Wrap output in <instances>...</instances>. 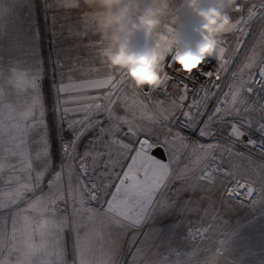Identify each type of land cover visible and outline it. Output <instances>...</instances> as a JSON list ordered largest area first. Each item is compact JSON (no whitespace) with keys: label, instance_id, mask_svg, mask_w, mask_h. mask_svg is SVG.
<instances>
[{"label":"snow or ice","instance_id":"snow-or-ice-1","mask_svg":"<svg viewBox=\"0 0 264 264\" xmlns=\"http://www.w3.org/2000/svg\"><path fill=\"white\" fill-rule=\"evenodd\" d=\"M60 6L79 7L72 0H60ZM25 7L28 16L21 18L19 11ZM32 7L33 0H0V40L8 37L9 51L21 53L5 61L0 47V264H68L64 234L69 230L73 233L72 264H117L120 236L142 223L156 198L175 180L191 179L196 186L205 187L229 180L236 188H243L248 197L255 194L252 185L258 183L264 198V164L258 166L261 174L256 175L235 165L224 169L215 163L216 154L225 152L241 160L250 159L233 151L237 146L259 150L264 158V119L246 118L256 111L264 113L259 97L249 100L257 89L264 91V44L257 53L256 46H249L243 39L245 28L254 19L264 25V0H238L231 10L236 15L231 16V24L221 34H238L240 39L228 49L220 41L208 55L220 60L221 72L231 59L228 52L242 56L227 92L220 91V85L212 79L199 82L201 76L212 77L202 66L208 57L177 58L171 47L167 67L178 63L182 72L191 76L174 77L164 71V61L152 89L134 87L126 73L112 68L105 59L99 61L103 71L95 67L70 69L73 75L67 82L62 78L55 88L54 107L61 113V126L66 118L73 134L68 141L61 139L64 159L59 170L53 165L54 145L44 119L41 66L26 59L32 53ZM77 16L87 30L84 13L77 12ZM260 38L264 41V30ZM98 51L103 57L100 48ZM58 67L64 66L58 63ZM161 91L164 99L153 102V94ZM220 95L223 100H219ZM212 97L217 103L208 112ZM229 116L236 119L228 124L226 146H205L190 140L193 132L215 140L222 132L216 126ZM254 124L258 125V140L248 132ZM156 125L166 126L163 140L158 135L152 138ZM93 131L91 147L79 157L80 163L67 164L81 138ZM176 145L185 150L191 146L195 156L191 167H173L178 161ZM160 148L167 154V161L156 157L154 150ZM236 188L226 192L234 195ZM5 212L8 215H3ZM113 230L118 233L115 238ZM135 243V239L130 240V247ZM141 251L137 249V255ZM185 264L199 262L189 259ZM204 264H216L215 258Z\"/></svg>","mask_w":264,"mask_h":264},{"label":"rangeland","instance_id":"rangeland-1","mask_svg":"<svg viewBox=\"0 0 264 264\" xmlns=\"http://www.w3.org/2000/svg\"><path fill=\"white\" fill-rule=\"evenodd\" d=\"M148 2L149 0H142V7L147 6ZM177 3L178 0L171 5L172 9H176ZM74 4H77V0H75ZM203 6H208L207 0H205ZM86 7V5L80 4L78 12L84 13L88 28L91 26L93 28H89L90 36L84 33V38L83 36L80 38L79 34L75 38L68 36V33L74 28L85 29V25L81 20L77 18L75 26L68 28L66 32L64 28L70 25L72 18L78 17L77 8L61 7L60 0H33L31 15L32 53L26 59H28L29 63L38 62L41 66L39 84L45 98L44 119L49 126V138L54 145L53 165L56 170H59L60 164L64 159L61 151V139L70 140L73 134L67 128L66 118L63 126H61V113L54 107L55 88L59 85L62 78L67 82L68 76L73 75L70 69L88 70L95 67V64V68H97V65L101 68L99 62L94 65L91 62L92 60L96 62L102 59L106 60L105 54L108 50V43L101 38V33L105 29L100 22L98 13H95L94 22L91 23L90 18H88L90 17L88 16L90 12L85 11ZM19 15L21 18H26L28 9L26 7L21 9ZM230 15L235 16L236 14L230 13ZM180 20L184 25L185 34L195 42L196 36L193 28L196 26V21L194 16L184 10L180 14ZM262 30H264V25L257 18L252 28L243 37L249 46H256L257 53L261 51V44H264V41H261L260 38ZM237 39H240L238 34L235 36L231 33L220 34L218 43L223 41V46L228 49L235 46ZM55 41L57 45L64 43L62 47L57 46L55 51H53ZM83 41L85 43H96L93 46H82L81 43ZM72 42L74 45L78 43L80 46L72 49L70 45ZM144 44L143 35L138 33L133 38L131 46L134 50L140 51L143 49ZM0 47L4 49L5 61L10 57L21 55L18 51H9L10 40L8 37L0 40ZM99 48L103 57L99 54ZM93 49L95 56H91L88 60L85 57L83 59L78 58L79 51L86 53ZM227 55L231 59L222 72L219 67L221 63L219 59L206 56V58L208 57L207 63L202 65L212 73V77L216 74L218 78L220 77L223 86L220 91L224 90V92L228 91L227 85L233 82L232 75L228 78V74L237 72L242 60V56L236 53L228 52ZM58 63L64 67L61 69L58 67ZM80 74V72L75 73V75ZM212 77L201 76L200 78L206 81ZM122 95L123 93H121ZM221 96L223 97V95ZM262 96L264 97V94H253L249 96V100L253 102L257 97L260 98ZM216 103V97L210 98L207 111L211 112ZM120 114H123L122 109ZM246 118L261 121L264 119V113L256 111ZM235 119V117L229 116L226 117L225 123L217 125L216 127L220 128L222 132L216 138L227 140L228 124ZM145 124H147L146 121ZM257 126L254 124L248 129V132L253 139L258 140L260 133L256 131ZM165 131L163 126L156 125L152 138L155 139V136L158 135L163 140ZM194 133L199 136L198 132ZM94 137V131L82 137L76 147V151L71 153L72 158L68 159L66 163L78 165L80 163L79 157L91 147L90 141ZM245 137L246 142L248 136L246 135ZM143 138L141 136V139ZM125 139L127 140L128 138L125 137ZM199 139L196 141L199 144H203L202 140H212L200 136ZM203 145L206 146L207 144ZM160 149L164 154V159L155 154L156 157L167 161V154L163 148ZM161 151L159 152L161 153ZM250 152L253 157L244 160L230 156L227 152L222 155L217 153L216 155L223 160L225 169L235 165L242 171L250 170L256 175H260L258 166L264 164V158L261 157L259 150ZM174 154L178 157V161L173 164V167L180 170L185 167H191L192 161L195 160L191 146L185 150L176 145ZM242 182L245 183L244 181ZM232 185L234 183L229 180L217 181L214 186L209 185L207 187L196 186L191 179L173 181L156 198V203L152 205V210L143 218L142 223L126 230L120 236L121 248L119 254L115 257L117 264H133L134 257L136 258V264H185L189 259L198 261L199 264H204L205 261L212 260V258H215L216 264H264V198H262V193L259 190V184L252 185L256 188V192L248 203L243 201L246 198L245 194L239 198H230L228 196L229 192H226V189H230ZM45 190H47L46 184ZM92 206L97 207L95 204ZM71 207V202H69V212H71ZM3 215H8V213L5 212ZM133 233L135 236H133ZM117 234L116 230H113L112 238H115ZM104 235L108 236L107 228L104 229ZM64 238L66 258L68 264H72L73 233L70 230L66 231ZM132 239H135L136 243L130 247L129 241ZM137 249H142L139 255H137ZM5 256H7L6 251ZM12 259L14 260L15 257Z\"/></svg>","mask_w":264,"mask_h":264},{"label":"clouds","instance_id":"clouds-1","mask_svg":"<svg viewBox=\"0 0 264 264\" xmlns=\"http://www.w3.org/2000/svg\"><path fill=\"white\" fill-rule=\"evenodd\" d=\"M149 0L142 7V0H77L98 13L105 31L101 38L108 43L106 60L127 74L129 82L139 89H152L159 81V72L167 59L168 49L174 56L198 59L211 54L219 35L231 24V10L238 0ZM187 10L198 24L193 28L196 40L189 44L180 14ZM141 33L144 47L132 48V40ZM114 49V51H113ZM146 73V77L138 75Z\"/></svg>","mask_w":264,"mask_h":264},{"label":"built area","instance_id":"built-area-1","mask_svg":"<svg viewBox=\"0 0 264 264\" xmlns=\"http://www.w3.org/2000/svg\"><path fill=\"white\" fill-rule=\"evenodd\" d=\"M194 20L196 21V25L198 24V21H197V19L194 17ZM254 23H255V19L252 21V22H250V25L247 27V28H245V32H247L248 30H250L251 28H252V26L254 25ZM242 27H243V25H242ZM185 39H186V41L189 43V44H192V43H194V41H192L190 38H189V36L187 35V34H185ZM172 54H174V49L172 50ZM206 56H208V55H206ZM172 57H171V54L167 57V59L165 60V62H164V71H170L171 72V74L174 76V77H178V76H181V75H183L185 78H188V77H190L191 76V74L190 73H183L182 72V69H181V66L177 63V64H175V66L174 67H172L171 69H169L168 67H167V63H168V61L167 60H170ZM195 71V70H194ZM138 75H140V76H142V77H146V73H144V72H139L138 73ZM232 74H228V78L231 76ZM213 81H215V83L216 84H218V85H220V89H223V86H222V81H221V79H220V77L218 78L217 77V74L215 75V76H213L212 78H211ZM199 82H204V80H201V78H200V80H199ZM226 89V88H225ZM213 90H217V89H213ZM169 91H171V89L169 90ZM222 92H224V90L222 91ZM256 94H260V95H263L264 94V91H262V90H260V89H257V92H256ZM255 94V95H256ZM201 95H203V93H201ZM199 97H197V99H198ZM156 99H160V100H163L164 99V96H163V94H162V91L159 93V94H153V102L156 100ZM191 99H192V96H191V94L189 95V101L188 102H190L191 101ZM224 98L220 95V98H219V100H223ZM260 100H261V102H264V97L262 96V97H260ZM164 127V130H166V126H163ZM190 135V140L191 141H198V139H199V136L198 135H196L194 132L193 133H190L189 134ZM246 139V137H244V140ZM200 140V139H199ZM64 141H68V140H64ZM203 144H210V143H219V144H221L222 146H226L227 145V140L226 139H222V138H216L215 140H202L201 141ZM233 151H235V152H241V153H244V155L245 156H247V157H250V158H252L253 156H252V154H251V152L247 149H244L243 147H240V146H237V148H235V149H233ZM215 163L216 164H220V165H222L223 166V168H224V162H223V160L222 159H220L217 155L215 156ZM225 169V168H224ZM243 183V182H242ZM232 188H236V185H235V183H234V185H232L231 186V188L230 189H232ZM254 189H256V188H254ZM256 192V191H255ZM246 195L247 196V194H246V192H245V190L243 189V188H236V192H235V194L233 195V194H231L230 192L228 193V196H232V198H236V197H240L241 195Z\"/></svg>","mask_w":264,"mask_h":264},{"label":"crops","instance_id":"crops-1","mask_svg":"<svg viewBox=\"0 0 264 264\" xmlns=\"http://www.w3.org/2000/svg\"><path fill=\"white\" fill-rule=\"evenodd\" d=\"M73 3H75V0H73ZM80 10V8H77L76 9V12H78ZM85 11H87V12H90V15H88V16H90V17H88V18H90V20H91V23H93L94 22V17H95V11H94V9H90V8H88V7H86L85 8ZM77 18L78 17H76V18H72V20H70V25H67L64 29V31L66 32V30L68 29V28H70V27H72L73 28V26H75V23H76V20H77ZM89 28H93V26H91V27H89ZM89 28L86 30V28L84 29V28H81V30L80 29H72V31H70L69 33H68V36H70V37H75V38H77V34H79L80 35V38H82V36H83V34L85 33L87 36H90V34H89ZM82 29H84V30H82ZM83 38H84V36H83ZM64 42H62V43H60V45H57V43H56V41H55V45H53L54 46V50L53 51H55V49H56V47L58 46V47H62V44H63ZM96 42H92V43H85L84 41L81 43V45L82 46H93L94 44H95ZM71 45V48L73 49V48H78L79 46H80V44H73V42L70 44ZM81 53V54H80ZM78 54H79V56H78V58H81V59H83L84 57L88 60V59H90V57L92 56H95V54H94V49L93 50H91V51H87L86 53H84V52H82V51H79L78 52ZM100 60H98L97 62L96 61H94V60H92V62H91V64H95V63H98ZM78 62H80V61H78ZM95 67H96V64H95ZM100 66H98L97 65V68H99ZM104 69L103 68H101V71H103Z\"/></svg>","mask_w":264,"mask_h":264},{"label":"water","instance_id":"water-1","mask_svg":"<svg viewBox=\"0 0 264 264\" xmlns=\"http://www.w3.org/2000/svg\"><path fill=\"white\" fill-rule=\"evenodd\" d=\"M160 151H161V149H159ZM160 158H162V159H164V154H163V152L161 151V153H160ZM253 197V196H252ZM252 197H248V196H246V198H244L243 199V201L245 202V203H248L251 199H252ZM230 198H232V196H230Z\"/></svg>","mask_w":264,"mask_h":264},{"label":"bare ground","instance_id":"bare-ground-1","mask_svg":"<svg viewBox=\"0 0 264 264\" xmlns=\"http://www.w3.org/2000/svg\"><path fill=\"white\" fill-rule=\"evenodd\" d=\"M157 151L159 152L160 150H154L155 154H156V155H160V154H159L160 152L158 153ZM128 162H130V161H128Z\"/></svg>","mask_w":264,"mask_h":264}]
</instances>
